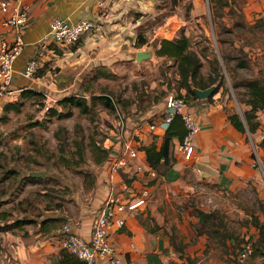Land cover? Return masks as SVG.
I'll return each instance as SVG.
<instances>
[{
    "label": "rangeland",
    "instance_id": "1",
    "mask_svg": "<svg viewBox=\"0 0 264 264\" xmlns=\"http://www.w3.org/2000/svg\"><path fill=\"white\" fill-rule=\"evenodd\" d=\"M142 2L146 3V7L131 13L135 24V43L152 51L153 55L149 59L140 63H136L135 60H132V63L122 60L118 62L117 59L113 63L115 69H112L90 66L89 62L93 60V56L85 54L86 52L82 54L87 57L79 61H76L78 57L70 49L63 53L57 51L56 55L47 54L46 51L39 52L42 60L38 69L40 71L38 79L43 84L41 88L43 91H40L42 96L34 95L29 98L19 96L15 101L19 111H11L10 118L0 128V134H5V139L0 138V162L6 167L20 168L22 173L27 169H36L47 173L49 177L37 186L24 188L18 193L16 201L21 198L33 201L38 190L53 186L63 191L59 195L63 199L54 196L51 197V201L60 203V207H63L64 211L67 210L66 213L77 211L79 206L75 204L74 199L81 200L89 188L86 179L93 177L94 173L96 175L99 173L98 167L92 164L95 155L91 149V141L105 146L112 127V112L97 105L91 116L89 113L80 114L76 108H72V115L66 119H52L43 127L32 124L35 121H44L47 111L44 109L45 105L52 107L61 97L76 92L84 94L86 99L104 94L109 95L114 101L120 99L121 102L128 103L140 101L143 97L142 100L147 101L144 107L151 106L152 100L155 102L160 100L159 102L163 101L164 104L170 92L163 82V77L167 70L169 75L166 77H171L173 69L169 65L173 62L168 64L166 59L154 55L155 40L172 39L184 33L190 38L192 48L200 56L204 54L201 75L207 77L208 73H214V69L217 68V73L219 70L223 76V83L218 86L219 95L215 98L223 110L228 115L236 113L242 118L243 111L248 109L241 102L245 98V88L233 87L232 82L249 78L264 79V28L258 21L264 22V0H236L238 6V10L235 9L236 13H228L226 7L223 9L224 14L215 22L209 0H142ZM228 2L231 3V0ZM231 6L234 5L231 3ZM237 24H242L243 27H236ZM84 36L80 40H83ZM222 38L226 40L225 43H222ZM27 45L24 43V51L22 50L23 53L21 51L17 57L21 64H26L30 59H26L24 48ZM240 47L243 53L238 51ZM35 51L34 47L33 53ZM221 52L240 56L247 62L248 67H236L238 62L236 58L221 60ZM214 58L218 59L219 65L212 63ZM17 77L18 81L14 87L34 86L36 77L25 76L23 70ZM61 88L65 90L62 91ZM36 100H40L41 105ZM122 108L121 106L122 114L127 120L134 121L133 129L146 125L147 118H140L141 115L147 116L141 108L136 107L132 112ZM160 111L162 110L157 112ZM257 119L259 127L254 133L246 131L241 134L249 151L246 155L247 160L242 164L246 168L244 177L225 180L218 178L217 175V178L210 179L208 174V178H200L191 167H185V175L183 174L177 183L166 185L160 183L149 190L147 201L149 206H153L163 215L162 219L156 221L163 225L162 232L168 240L170 235L174 234L175 243L186 244L185 250L196 258V264H264V255L253 254L257 230L251 225L252 213L259 215L260 220L264 221V147L260 145L264 138V111L257 112ZM59 126L65 131L67 145L64 156L67 162L60 158L63 143L55 135ZM30 138L41 146L39 151L33 148V144L29 142ZM75 138L83 141V160L75 153L77 152L73 142ZM29 155L34 159L33 164H30V161L27 163ZM218 163L220 176L225 170V161L220 160ZM9 186L10 184H7V188ZM0 188L7 189L4 186ZM9 192L14 193L12 187ZM42 194L44 193L37 195L41 202L43 200L40 203L41 208L48 202L47 197ZM10 205L8 203L4 207L10 208ZM196 210L213 212L217 216V224L218 219L221 220L220 238H213L207 234L198 235L195 232L192 224L197 221ZM31 211L29 216L37 212ZM27 228L32 229L30 226ZM28 233V231L23 233V238L19 239L18 243L35 242L33 236ZM19 237H22L21 234ZM247 244H250L252 251L243 262H239L237 258L239 251ZM15 251L14 256L17 254Z\"/></svg>",
    "mask_w": 264,
    "mask_h": 264
},
{
    "label": "crops",
    "instance_id": "2",
    "mask_svg": "<svg viewBox=\"0 0 264 264\" xmlns=\"http://www.w3.org/2000/svg\"><path fill=\"white\" fill-rule=\"evenodd\" d=\"M24 1L30 6L29 23L22 31L25 40L24 43L28 44L24 48L26 49V59H29L33 55L34 47L36 49L37 44L48 33V24L54 17H68L71 22L74 23L82 19L95 20L97 24L96 29L87 33L79 47L71 51L78 57L76 61L87 57L83 56L82 52H86L85 54L93 56V60L89 62L91 63L90 66L115 69L113 63L117 59L118 62L122 60L125 62L131 61L130 63H132V60H135V53L138 50H149L140 46L135 47V24L131 11L137 12L146 7V3L142 2V0H108L104 4L105 7H99L97 0ZM5 16V13L0 12V40L4 39L10 42L14 36V31L2 26V20ZM157 32H159V30ZM30 46L31 48H29ZM46 52L48 54V51ZM80 53L82 55H80ZM16 61L14 63L13 85L17 83V75L25 66L24 63L21 64V62H18V58ZM167 61L168 64L172 63L170 60ZM38 78L39 77H36L34 86L28 85L19 88L42 92L43 90H41V88L43 84L39 82ZM61 89L62 91L65 90V88ZM55 90L58 89L55 88ZM48 91L50 92V90ZM218 95L219 92L215 93L210 100H200L196 97L189 101L194 110L195 118L200 125V129L195 138L197 160L185 165L186 162L177 151L178 141L174 139L176 144V162L166 174L160 176L151 185L150 190L160 183L163 185H166V183H177L176 181L182 179L185 167H191L195 175L200 178H208V174L210 179H215L218 175V178L225 180H234L245 176L246 168H244L245 165L242 164L248 158L246 157L249 152L248 146L241 137L242 133L235 130L230 124L227 119L228 113H226L221 104L216 101L215 98L218 97ZM142 99L140 101L136 100L125 108L131 112L136 107L139 109L141 108L143 113H146L147 116L141 115L140 118H147V122L149 123L157 121L156 119L163 111V101L159 102L160 100H158L155 102V100H152L151 106L144 107V103H147V101ZM5 103H8L6 99H0V117L3 114L2 108ZM158 110L162 111L158 113ZM9 113L7 114V119L0 122V128L10 118ZM129 121V132L133 131L139 133V139H132L138 151L139 147L148 145L152 141H154L157 146L160 145L165 129L158 127L150 131L147 122L146 125L133 129L135 128L134 121ZM0 138L5 139V134H0ZM138 154L139 159H127L128 164L122 167L121 170L129 175L132 173L135 175L136 179L133 182V187L136 188L135 190L139 191L141 185L148 182L149 179L142 174L134 173V168L138 162L147 163L145 154L142 151H139ZM220 160L222 162L225 161V170L219 176L218 161ZM99 167H101V169L99 170L93 187L85 191L86 194H83L80 201L74 199L75 204L79 207L77 211L72 213H66L67 210L64 211L63 207L61 209H47L45 205H43L41 208L40 203H37L33 211L39 210L32 216H29L32 211H23L22 198L16 201L19 195L18 193L14 192L13 194H8L5 192V194H2L0 191V202H2L0 203L1 226L5 222L11 223L19 216L21 219L26 216L30 219H35L34 223L28 224L21 229L0 230V264H55L58 251L60 250L58 240L59 232L51 236H47L46 234L44 236V234L39 233V222L47 217L61 214V212L65 216V219L72 224L74 232L88 239L92 218L98 211L107 193L108 182L106 180L108 173L103 169L102 165ZM33 171L38 170L31 169L29 172ZM116 182L123 181L116 180ZM37 185L38 184L27 186ZM40 190L37 192H45V190ZM148 195L147 192L144 204L139 205L134 210L126 212L125 224L121 230L111 229V239L115 244L117 253L123 260V264H180L181 260L179 258V253L173 251L169 244V240L162 230L160 229L154 233H149L147 228L139 222V218L144 219L147 216H151L156 221L163 218V215H161L156 208L149 206L147 202ZM8 203L11 204L10 208H5L4 205ZM18 209H21L22 213ZM157 223L159 224V222ZM28 226L32 229L28 230ZM27 231L29 232L28 234L33 236V241L35 242L18 243V240L23 238V233H27ZM20 234L22 236L21 238L19 237ZM14 250H16L15 253H17L15 256L13 255ZM11 255L13 256L12 259ZM100 264L108 263L100 261Z\"/></svg>",
    "mask_w": 264,
    "mask_h": 264
},
{
    "label": "trees",
    "instance_id": "3",
    "mask_svg": "<svg viewBox=\"0 0 264 264\" xmlns=\"http://www.w3.org/2000/svg\"><path fill=\"white\" fill-rule=\"evenodd\" d=\"M231 3L234 5L231 6ZM231 3L228 2V0H209L211 12H212V18L213 22H215L217 19H219L223 13V9L228 7V13H236V10H238V6L236 4V0H231ZM260 25H263L264 28V22L262 20H258ZM239 25V26H238ZM236 27H243L242 24H237ZM226 32V31H225ZM229 32H232V30H229ZM219 34H222L219 32ZM220 39V37H219ZM82 40H79L75 44L71 45L69 47L70 51L76 50ZM222 43H225L226 40L222 38ZM228 41V40H227ZM139 44L135 43V47H139ZM154 54L157 57H163L167 60H170L173 62L172 65H169L173 71L171 72V77H166V75H169L168 70L165 73V76L163 77V82L167 88H169V92L173 93L176 97H181L185 100H192L193 98H196V95L193 93L192 88H200L205 89L209 87L210 85H213L217 83L216 88L211 96L207 98V100L212 99L213 95L218 92V86L220 87L223 83V76L221 74L217 73V68L214 69L215 72L208 73L207 77H204L201 75V67L203 66L202 58H204V54L201 56L197 53L196 50H194L191 46V41L188 36H186L184 33H180L176 37L172 39H161V40H155L154 44ZM241 53H243L242 48L240 47L238 49ZM59 52V51H58ZM221 60L228 61L232 58L238 59V62L236 64V67L239 68H246L248 67L247 62L242 59L240 56H232L229 55V53H223L220 54ZM215 62L216 64L219 61L217 58H214L212 60V63ZM38 71L35 74V77H38L39 75ZM105 73V72H102ZM168 73V74H167ZM212 73V74H211ZM174 82V84H173ZM233 87H244L245 88V98L242 99V103L248 107L245 111H243L242 118L236 114L232 113L227 116V119L229 120L232 127L237 130L240 133H245L248 131L249 133H254L257 128L259 127V120L257 119V112L264 111V79H258V78H249V79H242L240 81L232 82ZM42 96L40 92H36L35 90L31 89H24L20 92L19 96L24 98H29L31 96ZM18 98L15 100L17 101ZM13 102H8L3 105V114L0 117V122L7 119V114L10 111L18 112L19 106L18 104ZM37 102H40L39 105H41L40 100H36ZM132 102L129 103L127 101H122L120 99L114 101L109 95L99 94L97 96H91L90 99H86L84 94L80 93H74L67 96L61 97L56 105L49 107L45 113L44 121L38 122L35 121L32 124L33 126H46L52 119L56 120H63L72 115V108H76L80 114H91L94 112V109L97 105H100L103 109H107L109 112H113L117 109L121 113L123 110H121V106L124 109L125 107L129 106ZM163 119V112L161 115L158 116L156 119L157 121L153 122H160ZM30 125V126H32ZM64 128L62 126H59L57 130L55 131V135L61 140L63 143V146L61 147V153L60 158L63 159L64 162H67V159L64 156L65 153V145L66 144V137L64 135ZM185 134V128L183 125V122L179 116H174L173 119L169 122L168 126L165 128L164 135L162 138V141L159 146L156 145L154 141H152L148 145H143L139 147V151H142L145 154V160L147 164L153 168L157 176H163L166 174L171 167L175 164L176 158H175V150H176V144L174 142V139L178 141V143L182 140L183 136ZM29 142L33 144V148L37 151L40 150L41 146L36 142V140L30 138ZM74 144L76 145L77 152H75L80 159L83 160L84 154H83V141L77 140L75 138L73 140ZM72 142V143H73ZM1 144V141H0ZM92 144V145H91ZM91 149L93 154L95 155L94 160L92 161V164L94 167H98V171L102 167H109L112 162H114L118 155L119 151L115 148L114 144L107 145L105 143V146L102 147L98 142L91 141ZM262 147H264V138L262 142L260 143ZM138 151V152H139ZM30 161L32 164L34 163V159L31 155H29L27 159V163ZM77 163V162H76ZM28 167V166H27ZM22 170L20 168H12V167H6V165L2 164L0 162V187L4 186L7 188V184H10V186L7 189L0 188V191L2 194H5V192L10 193L11 187L13 188V191L16 193H20L27 185H33V184H41L47 180L49 177L47 173L44 172L43 177H29L27 174L31 169H27L24 173L21 172ZM86 179V178H85ZM97 179L96 173H94V176L91 178L86 179L87 185H89V188L93 187L95 181ZM115 180L123 181L127 188L131 190L132 192H135L137 194V197H140L141 191L145 190L149 194V190L151 185L156 181V179H152L148 181L146 184L141 185V189L135 190L136 188L133 187V182L135 181L136 177L132 173L131 175L124 173L122 170H119L117 174L114 176ZM6 182H8L6 185H4ZM85 183V184H86ZM15 187V188H14ZM47 187V188H46ZM43 190H45L44 194L45 197H47V203L45 204V207L47 209H61L60 203H53L51 200V197H61L59 196L60 193H63V191H59L55 187H49L46 186ZM40 192L36 193V196L34 197V200L31 201L28 198H24L23 200V211L29 212L31 210H34L37 203H41V200L37 198V195H39ZM128 194L129 193H125ZM149 195L147 196V198ZM62 198V197H61ZM63 199V198H62ZM146 199V198H145ZM43 201V200H42ZM2 203V202H0ZM28 203H30L28 205ZM264 213V212H263ZM39 215V214H36ZM195 216L197 218V221L192 224L195 228V232L198 235L201 234H207L210 237L220 238L222 236V232L219 230V227L221 225V220H219V223H216L217 216L213 212H204L202 210H196ZM264 216V215H263ZM65 216L62 214H57L56 216L47 217L44 220H41L39 222V233H42L51 236L55 233L59 232L62 224L65 222ZM67 221V220H66ZM35 222V219H30L28 216L25 218L16 217L11 223L5 222L2 226L0 225V230H11V229H17V228H23L28 224H32ZM139 222L143 224L149 233H154L160 229L163 228V225H159L154 218L151 216H147L144 219L139 218ZM151 222V224L149 223ZM251 225L257 230V240L254 243L253 246V254L259 253L260 255H264V221L260 220L259 215H255L252 213L251 218ZM123 228V227H122ZM122 228L118 229L121 230ZM174 229V228H172ZM227 237V235H225ZM224 236V237H225ZM225 237V238H226ZM232 237V236H229ZM228 237V238H229ZM175 236L174 234H171L169 237V244L172 247L174 252L179 253V258L181 260L180 264H196V258L191 256L186 252V244H177L174 242ZM55 264H86L82 260L77 259L75 256L71 255L64 249H60L58 251V256Z\"/></svg>",
    "mask_w": 264,
    "mask_h": 264
},
{
    "label": "built area",
    "instance_id": "4",
    "mask_svg": "<svg viewBox=\"0 0 264 264\" xmlns=\"http://www.w3.org/2000/svg\"><path fill=\"white\" fill-rule=\"evenodd\" d=\"M106 1L108 0H97L98 6L105 7ZM29 9L30 6L24 0H0V12L6 14L2 26L14 31L10 42L0 40V99H6L8 102L15 101L24 89L13 85L14 63L23 50L22 31L29 23ZM48 27V33L37 44L36 51L24 66L23 73L27 77H35L42 60L38 55L40 51H48L53 55H56L57 51L63 53L84 35L95 30L97 24L93 19H82L74 23L68 17H54ZM48 108L49 106H44L45 110ZM174 116L181 118L185 128V134L177 145V151L186 164H189L188 162L197 160L195 138L200 129L189 101L169 93L164 101L163 119L158 123L147 122L148 128L150 131L158 127L165 129ZM129 131L127 118L116 109L113 112L112 127L106 141L107 145H115L119 155L109 167H103L108 173L107 193L92 218L89 238L85 239L75 233L69 221L62 224L58 234L60 249H64L86 264H100V261L108 264H123L111 239V229L122 228L125 224L126 212L144 204L147 195V192L142 190L140 197H137V194L129 190L124 182H116L114 179L117 172L128 164L127 159H139L138 148L132 140L138 139L139 133ZM134 173L146 176L148 181L158 178L156 171L143 162H138ZM125 193H129V196ZM251 251L250 244L243 246L239 251L238 261L243 262Z\"/></svg>",
    "mask_w": 264,
    "mask_h": 264
},
{
    "label": "water",
    "instance_id": "5",
    "mask_svg": "<svg viewBox=\"0 0 264 264\" xmlns=\"http://www.w3.org/2000/svg\"><path fill=\"white\" fill-rule=\"evenodd\" d=\"M152 51L150 50H138L135 53V61L137 63H140L142 60H146L149 59L152 56ZM216 88V85H210L209 87L205 88V89H200V88H192L193 93L196 95V97L200 100H204L207 99L209 96L212 95V93L214 92ZM29 177H42L43 176V172L42 171H33V172H29L27 174Z\"/></svg>",
    "mask_w": 264,
    "mask_h": 264
}]
</instances>
